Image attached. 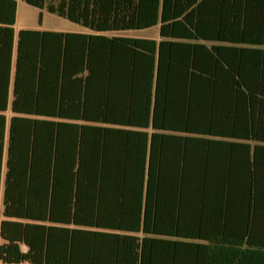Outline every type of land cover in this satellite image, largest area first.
Masks as SVG:
<instances>
[{"label":"trees","instance_id":"obj_1","mask_svg":"<svg viewBox=\"0 0 264 264\" xmlns=\"http://www.w3.org/2000/svg\"><path fill=\"white\" fill-rule=\"evenodd\" d=\"M24 2L92 32L15 35L0 0L1 264H264V0ZM179 133L241 165L163 156Z\"/></svg>","mask_w":264,"mask_h":264},{"label":"crops","instance_id":"obj_2","mask_svg":"<svg viewBox=\"0 0 264 264\" xmlns=\"http://www.w3.org/2000/svg\"><path fill=\"white\" fill-rule=\"evenodd\" d=\"M14 29L15 35H17L18 30L16 29L15 25ZM11 89L12 87L10 86L9 101H11L12 98ZM230 129L231 128H229V130ZM167 132L172 133V131ZM179 134L182 136V138H179V140L169 139L167 144L165 142V146L163 147V156L173 159V157H175V152H177V154H182L184 152L183 156L187 158L188 162L198 161L206 166V170L209 173L210 179H225L226 173L230 172L228 168L231 166V164L241 165L243 148L242 146H238L234 143L238 142L237 139L206 135L204 140L199 142L196 140L183 138L184 136L193 135H183V133ZM209 215L208 224L214 223L217 218L219 219V222L223 221L221 213L217 210V208H215V206L211 207ZM1 219L2 214L0 210V221ZM1 242L2 239L0 238V243Z\"/></svg>","mask_w":264,"mask_h":264},{"label":"rangeland","instance_id":"obj_3","mask_svg":"<svg viewBox=\"0 0 264 264\" xmlns=\"http://www.w3.org/2000/svg\"><path fill=\"white\" fill-rule=\"evenodd\" d=\"M42 12V19L39 21V12ZM15 27L20 29H36V30H54L68 32L91 33L92 31L78 23L72 22L64 17L50 13L45 9H39L24 2L17 0V17ZM107 35H121L135 38H158L159 26L155 25L144 29H130L110 31ZM0 210L2 211V202L0 200ZM1 264V262H0Z\"/></svg>","mask_w":264,"mask_h":264}]
</instances>
